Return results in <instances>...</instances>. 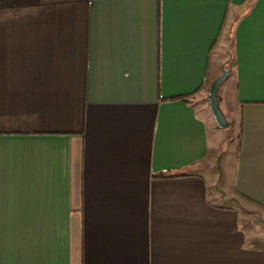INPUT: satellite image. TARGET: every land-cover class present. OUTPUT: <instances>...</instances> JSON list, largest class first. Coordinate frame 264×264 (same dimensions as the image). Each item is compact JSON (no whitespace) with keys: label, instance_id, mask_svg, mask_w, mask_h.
I'll return each mask as SVG.
<instances>
[{"label":"crops","instance_id":"1","mask_svg":"<svg viewBox=\"0 0 264 264\" xmlns=\"http://www.w3.org/2000/svg\"><path fill=\"white\" fill-rule=\"evenodd\" d=\"M0 264H264V0H0Z\"/></svg>","mask_w":264,"mask_h":264},{"label":"water","instance_id":"2","mask_svg":"<svg viewBox=\"0 0 264 264\" xmlns=\"http://www.w3.org/2000/svg\"><path fill=\"white\" fill-rule=\"evenodd\" d=\"M230 70L226 68L224 73L218 77L210 86L208 90V102L212 115L215 119L217 126L221 129H227L229 127V122L221 108L219 99V88L221 85L229 78Z\"/></svg>","mask_w":264,"mask_h":264},{"label":"rangeland","instance_id":"3","mask_svg":"<svg viewBox=\"0 0 264 264\" xmlns=\"http://www.w3.org/2000/svg\"><path fill=\"white\" fill-rule=\"evenodd\" d=\"M222 133L226 135V140H227L223 146V153L228 152L230 148L231 150H235V148L238 147V144H239L238 131H237L236 124L230 123V126L227 129H224ZM223 158L224 157H222L221 165H222ZM256 210L257 209H255V211Z\"/></svg>","mask_w":264,"mask_h":264},{"label":"trees","instance_id":"4","mask_svg":"<svg viewBox=\"0 0 264 264\" xmlns=\"http://www.w3.org/2000/svg\"><path fill=\"white\" fill-rule=\"evenodd\" d=\"M239 141H241V134L239 135Z\"/></svg>","mask_w":264,"mask_h":264}]
</instances>
